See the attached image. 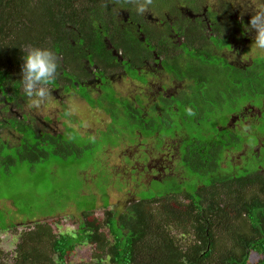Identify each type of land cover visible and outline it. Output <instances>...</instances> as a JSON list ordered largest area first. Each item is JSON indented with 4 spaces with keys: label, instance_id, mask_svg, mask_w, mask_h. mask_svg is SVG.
Instances as JSON below:
<instances>
[{
    "label": "trees",
    "instance_id": "obj_1",
    "mask_svg": "<svg viewBox=\"0 0 264 264\" xmlns=\"http://www.w3.org/2000/svg\"><path fill=\"white\" fill-rule=\"evenodd\" d=\"M106 1L0 0V100L6 96V101H15L24 95L21 66L25 46L44 47L58 39L56 34L64 31L62 21L74 20L73 25L82 30L81 34L92 32L97 23L89 9H105ZM111 1L124 7L144 4L157 12L177 5L176 0ZM229 69L230 74L224 77L228 76L230 89L244 95L245 103L229 113L219 114L223 123L212 127L211 132H200V137L193 130L184 132L187 120L175 121L170 115L173 111H163L160 115L155 109L157 103L153 102L145 117L151 124L149 127L141 120L133 121L131 112L124 106L129 103L110 95L105 111L110 114L109 111L123 109L127 122L141 123L134 124L133 133L138 130L156 139L175 135L174 139L180 128L173 150L168 143L172 156L166 161L171 172L145 180L148 173L140 170L156 171L164 161L159 144L154 146L148 150L151 170L142 163L140 168L132 164L130 176H136L135 180L143 186L139 195L134 192V197L118 209L108 208L109 201H102L105 209L102 220L91 217L95 205L79 206V223L69 232L56 233L45 218L34 220L18 234L11 264H69L66 256L79 244L92 245V252L89 260L77 264H264V57L253 58L244 72H236L237 75H232ZM216 76L208 74L205 79L199 78L206 80L207 85L201 96L203 92L211 94L215 80L212 83L207 80ZM232 77L238 86L233 84ZM204 99L200 102L206 105L208 99ZM90 102L95 106L102 104ZM243 105L247 106L246 110L242 109ZM233 117H245L247 123ZM191 121L199 124L198 119ZM9 123L22 140L17 148L19 157L7 154V161L34 164L51 156L65 158L80 152V147L66 135L37 131L26 116L10 118ZM229 153L237 154L235 164L227 159ZM243 158L250 163L243 164ZM187 172L191 174L190 182ZM141 176H145L146 182ZM101 194L107 196V189ZM252 253L257 258L253 259ZM3 257L0 246V264Z\"/></svg>",
    "mask_w": 264,
    "mask_h": 264
},
{
    "label": "rangeland",
    "instance_id": "obj_2",
    "mask_svg": "<svg viewBox=\"0 0 264 264\" xmlns=\"http://www.w3.org/2000/svg\"><path fill=\"white\" fill-rule=\"evenodd\" d=\"M226 3L233 6L234 10L243 13L247 22L250 21L252 12L250 10L245 11L244 5L234 3V0H176L177 6H183L185 9L195 5L200 7L203 4L210 11L214 8L223 7L220 10V20L226 16L224 10ZM139 6L145 8L144 12L149 11V13L147 12L149 16L144 13L143 20L145 23L151 24L154 18L162 14L161 11L157 12L151 6L144 4ZM90 12L91 16L94 15L92 11ZM183 15L186 17L185 13ZM169 21L173 23L176 22V19H169ZM65 23L74 24V20H68ZM64 24H62L63 30H65ZM249 35L244 43L237 40L233 41V45L242 46L241 48L244 50L242 55L245 57L244 62H248L247 65L251 63L252 58L264 57V53L251 47L254 33ZM51 37L53 39L55 35ZM29 48H24L25 53L29 51ZM195 54L201 55L203 53L199 50ZM188 56L191 55L188 54ZM177 58L180 59V56ZM218 61L220 58L215 56L208 57V61L205 62L201 58H197L196 63L194 61L183 67V73H187V71H199L201 67L208 64L213 68L212 72L209 71V75L217 74L216 79L207 80L209 83L215 80L209 95L206 92H203L202 96L200 94L203 87H207L206 80L199 79L197 81L195 79L196 81H191L183 86L181 95L184 99L181 98L182 102L177 104L178 110L175 113L172 112V115L175 121H178V117L187 120L184 132L193 130V134L198 137L201 136L200 132H211L212 127H217L224 121V119L218 118L219 114L229 113L235 107L239 108L245 103L244 95L240 96L233 89H230L227 81L228 76L224 77V74H230V69L225 65H211L213 62L218 64ZM166 68L176 69V65L171 61L166 65ZM131 73L132 76L136 75L134 70ZM232 75L237 74L233 71ZM232 79L233 84L238 86V82L233 77ZM147 89L148 91L153 90V86L149 84ZM118 90L123 94L130 93L132 85L124 80L119 83ZM148 91L147 93L150 94ZM22 97L18 98L16 103L0 100V123L5 118L17 117L19 119L26 115L37 128L64 132L62 135H66L69 141L80 147V152L76 155L70 154L65 158L51 156L34 164L25 161L11 162L6 160V155L12 154L14 149L4 148L0 142V246L4 251L3 264H11L18 234L26 230L27 226L34 220L45 218L56 233L69 232L75 230L79 223L81 213L79 206L88 208L95 205L91 217L102 220L105 210L102 201H109L108 208L118 209L134 197V192L139 195L143 186L139 185L137 179L135 180L136 176H130L133 172L131 170L132 164L137 163L138 168H140L146 156H149L146 151L152 150L154 146L159 144V140L155 136H146L138 130L133 133L134 124L139 126L141 123L127 122L123 109L122 111L119 109L109 111L110 114L97 107L90 109L83 103L72 102L75 99L68 98L61 91L52 92L49 102L41 105L39 109L29 107V102ZM204 98L208 99L206 105L200 102L205 100ZM196 102L201 106V113L194 110V107L198 110L195 106ZM65 103H68L67 107L64 106ZM65 109L66 111L68 109V113H65ZM67 116L70 119L66 118ZM224 118L226 119V117ZM233 118L236 119L237 117ZM192 119H198L199 124L196 125L194 121H191ZM64 125H69L74 131L66 128V132ZM179 130L180 128H177L176 137L168 142L172 146V150L178 140V134L181 133ZM167 133L172 134L169 131ZM183 136L182 134L181 137ZM17 137L18 132L12 129H0V139H5L9 146L13 147V144H16ZM254 147L256 148V145ZM165 152L168 158L169 148H166ZM154 153L158 154V151L155 150ZM236 155V153L227 155L230 163H236ZM249 158L251 159V157ZM242 163L246 165V163H250V160L243 158ZM153 165H156L155 162ZM140 171L145 174L148 173L147 176L145 175L146 181L149 174H156V171L152 170ZM181 174L185 176L184 172ZM145 176H141L143 182H146L143 178ZM187 176V182H190L191 174L187 172ZM105 188L107 189V196L101 194V192H105ZM127 190L132 191L131 194ZM4 226H7V229L1 228ZM102 229L106 230V228ZM91 252L92 245L79 244L66 256V261L69 264H77L89 260ZM251 256L253 259L257 258L255 253H252Z\"/></svg>",
    "mask_w": 264,
    "mask_h": 264
},
{
    "label": "flooded vegetation",
    "instance_id": "obj_3",
    "mask_svg": "<svg viewBox=\"0 0 264 264\" xmlns=\"http://www.w3.org/2000/svg\"><path fill=\"white\" fill-rule=\"evenodd\" d=\"M105 3L108 9H98L100 7L89 9L94 13L93 21L97 23L96 27H92V32L83 33L84 36L81 34L82 30L62 21V24L65 23V30L58 34V39L44 46L53 49L60 58L61 66L56 81L50 85L51 91L54 93L61 91L68 98L75 99L72 102L83 103L90 109L97 107L105 110V104L113 94L117 100L124 98L129 103L124 106L131 112L133 121L141 120L144 126L149 127L151 124L145 117L151 102L157 103L155 109L160 115L163 111L175 112L178 110L177 104L182 102L183 86L195 79H205L209 71H213L207 64L199 71L183 73L184 65L194 61L196 63L197 58L205 62L208 61V57L215 56L220 58V61L211 65H225L238 73L246 69L248 62H244L245 57L242 55L244 50L240 45H233V41L244 43L248 39L247 36L253 34L246 31V25L250 21L247 22L241 12L234 10L233 6L227 3L224 5L226 16L223 20H220V10L223 7L210 11L204 4L187 9L175 5L174 8L171 6L168 9L161 8L162 14L154 18L151 24L143 20L149 11L141 13L139 11L141 7H124L111 0ZM169 19H176V22L172 23ZM25 47H30V50L35 46L28 44ZM199 50L203 54L196 55ZM16 52L21 58L20 50ZM171 61L175 63L176 69L166 68ZM132 70L135 71V76H132ZM124 80L132 85L130 93L123 94L118 90L119 83ZM149 84L153 86V90L148 91ZM3 99L6 102V96ZM17 99L9 100L7 103H16ZM90 100L102 104L95 106ZM67 104L64 106L67 107ZM191 105L193 106V103ZM195 106L198 110L195 107L194 110L200 111L201 106L197 102ZM242 109L246 110L247 106L243 105ZM65 113H68V109L67 111L65 109ZM66 118L70 119L69 116ZM9 119L5 118L0 123V129L9 128L15 131L10 127ZM237 120L247 122L245 117ZM178 121H181L180 117ZM152 124L155 125L154 122ZM32 125L40 132H50L54 135L60 133L37 128L34 123ZM63 127L66 129L70 126ZM174 136L165 135L158 139V147L165 156L164 161L156 170L157 175L149 174L147 181H150V176L156 179L159 175L166 176L171 172L170 164L166 161L172 156L167 139L171 140ZM21 140L22 136L18 133L17 142L13 147L9 146L5 139H0V142L4 148H13L12 156L17 159L19 157L17 148L21 145ZM166 148H169V158L165 152ZM146 152L149 154L148 150ZM142 164L149 168L148 156Z\"/></svg>",
    "mask_w": 264,
    "mask_h": 264
},
{
    "label": "clouds",
    "instance_id": "obj_4",
    "mask_svg": "<svg viewBox=\"0 0 264 264\" xmlns=\"http://www.w3.org/2000/svg\"><path fill=\"white\" fill-rule=\"evenodd\" d=\"M234 3H240L244 5L245 11L252 12L246 31L254 33L251 47L264 53V0H234ZM139 11L143 13L145 8H140ZM60 66L58 54L48 47H32L23 56L22 98L29 102V107L39 109L49 102L52 97L50 85L56 81Z\"/></svg>",
    "mask_w": 264,
    "mask_h": 264
}]
</instances>
